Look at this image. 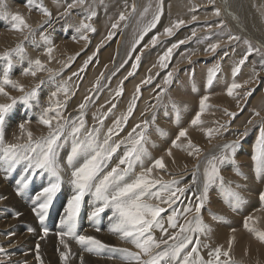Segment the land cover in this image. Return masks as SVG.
<instances>
[{"label": "rangeland", "instance_id": "obj_1", "mask_svg": "<svg viewBox=\"0 0 264 264\" xmlns=\"http://www.w3.org/2000/svg\"><path fill=\"white\" fill-rule=\"evenodd\" d=\"M7 1L0 0V5L3 6L0 10V57H3L5 52L22 45L24 49L23 59L13 54L10 77L23 85L25 92L30 91L37 85H39V90L37 98L31 101L30 106L18 102L8 118L6 117V121H8L7 125H4L3 130L5 144H23L27 142L26 134H22L19 128L22 123L25 124L27 130L32 132L33 139L47 136L49 130L46 126L38 123L39 116L36 115V111L39 108L49 107L56 100H60L65 104L61 111L63 116L69 121V128L65 132L67 133L70 130L71 122L80 115V110L77 109V111L73 112L74 116H71L69 106H67L73 99L75 102V93H81L82 95V97H78L80 100L75 106L79 108L81 103H86L87 105L84 109V119L88 129L93 128L92 126H87V121L90 117L88 108L92 106L99 107V104L102 107L110 106L112 110L116 111L115 113L106 114L107 118L104 119V122L108 119V124L101 129V139H103V134L107 131L105 128L112 127L116 118L127 114L128 107L135 98L134 111L127 123L122 125L123 130L119 132V136H114L113 139L125 140L128 133L137 124H140L143 128V122L148 121L146 129L148 142L145 144L147 151L157 149V153H166V159H164L166 169H154L153 178L171 181L176 176V173L181 174L182 171L180 170L186 169L196 162L194 170L196 165L199 164L200 179L202 180V173L207 160L213 155H218L220 146L224 143L238 140L239 132L236 128L248 125L247 134L249 136L246 140L247 135H245L243 142V138L239 139L240 146L235 155V165L231 163L222 165L221 175L224 177L225 182H231L232 188L234 186L237 187V185L241 188L244 203L254 202L257 209L264 208V201L260 200V193L264 192V184L260 182V179L256 178L254 162L251 158L259 131L261 127H264V112L262 113L261 109L258 108L259 102L264 99V88L260 87L263 82L262 78H264V47L255 43L245 34L239 36L241 38L239 41H229V35L238 36L239 34L226 27V22H224L226 20H224L223 15L220 14L218 17L214 15V9H219V7L214 5H217V0H213L214 3L208 5L205 4L207 0H85L83 5L77 4L71 9H68L67 6L73 3V0H34L33 5H29L28 0H11L14 3H11L12 5H8ZM257 1L242 0L241 3L246 6V9L253 12L258 22L264 24V7L259 6ZM262 1L264 2V0ZM15 4H21L19 5L21 7ZM40 4L44 7L45 4H48L52 11H61L59 9L67 8L69 19L63 20V22L58 23L59 25H54L50 28L48 22L52 17L45 16L39 10V7L34 6ZM133 6L135 11L132 10ZM145 9H147V12H145ZM91 11H95L96 15L91 20H88L87 16L90 15ZM158 11L161 12L159 22L154 28L148 30L141 39V33L150 24ZM122 12L127 18L121 21L119 16ZM12 15L22 16L30 27L23 29V31H15L12 28ZM193 16L196 17L195 20H193ZM250 19L252 22V17ZM179 20H183L184 24L174 29L171 36L164 33L166 27H170ZM220 20L223 21L222 27H218ZM81 21L89 23L95 28L94 32L84 33L88 37L87 40H81L79 38L81 33L76 31ZM242 21L244 22V20ZM114 23H118L117 28H112ZM225 27L228 32H225L227 34L223 38L220 34H222ZM185 30L190 33L189 36L175 40ZM194 31L196 33L195 36L192 35ZM110 32L113 33L112 38L107 39ZM262 34L264 36V33ZM42 36H47L51 40V45H46ZM153 36L158 37V42L155 46L150 43ZM245 40L250 41L253 48H258L259 51H253L245 63L240 65V71L237 75L233 77V68L247 54ZM180 41H184V43L179 44ZM216 43L219 44V47L215 52L205 51L210 44ZM173 44H179V46L173 50L168 67L161 68L159 57ZM49 46L54 49L51 53V59L46 53V48ZM137 56L140 57L139 61L136 60ZM89 57H92V59L87 67H84V62ZM37 58L44 64L45 71L38 72L34 79L31 75H23V70L28 67L29 61ZM133 64L137 65L135 69ZM7 66L8 61L0 59V75H2ZM217 66L219 67L213 83L208 86L209 72L212 69H216ZM81 68H84V70L80 71ZM130 72L132 75H129ZM168 72H173L172 83L165 86L163 80ZM74 73L79 74L73 75ZM149 78H151L150 83H143ZM65 82L69 89L68 98L66 99L63 93H59L57 97L50 99L51 93L55 92ZM97 82L99 83L97 84ZM233 82L240 84L241 87L234 90L233 96H229L227 95V89ZM157 85L160 87L158 88ZM137 86L140 88L139 92L136 91ZM161 88H166L167 90L160 94ZM121 89V94L117 95V92ZM6 91L13 97H19L24 94L10 87L6 88ZM246 93L250 94L245 95ZM158 94H160L159 99H157ZM205 95L209 99L206 101L207 108L201 116L203 124L192 126L191 121L195 118L197 112L200 111V100ZM86 97H90V99L86 101ZM9 102L6 97L0 96V103ZM112 105H115V107L113 108ZM155 105L156 107H154ZM177 108L179 109L178 119ZM257 112L259 113L258 116L255 115ZM229 113H235V116H231ZM250 120L252 121L251 124H249ZM13 125H17L20 133H15ZM94 127H100V125ZM209 128L218 130L219 134H214L209 139L205 134V130ZM181 129H187L188 139L191 140L193 145L200 148L201 151L198 156L188 155L187 140L184 138L178 141L184 150L172 147V141L175 140ZM161 132L165 133V135H161ZM228 133H231V135ZM23 136L26 138H21ZM169 149H171L172 153L183 154L171 158V156L167 155ZM123 151L122 147L117 155L114 156V160L117 156L122 155ZM245 151L249 152L245 153ZM149 156H151V153H149ZM149 156L144 159V168L152 166V162L148 163ZM242 162L247 164L242 167ZM112 165L114 166L113 162ZM7 166L8 164L0 159V182L6 187L11 183L18 185V182L22 181L26 174L24 172L25 164L21 163L5 171L4 169ZM245 167L250 170V174L248 172L245 173ZM139 170L141 172L142 168L140 167ZM236 170L242 175H237ZM135 171L137 172L138 170L135 169ZM166 175L169 176L167 177ZM244 175L251 177L252 185L243 178ZM179 179L176 178V180ZM41 188L33 192L30 197L31 201L36 202V192ZM212 188L221 191L217 185H213ZM247 188H251V191L248 192ZM190 193H198V191L191 190ZM66 195L69 199L70 193ZM212 195L213 193L209 194V198H212ZM15 197L25 206L26 201L21 199L20 194L18 195L15 192ZM216 197L221 199V203L227 204L224 201L222 191L219 192L218 196L216 194ZM0 199H2L1 194ZM33 206H36V204ZM161 206L167 207L166 205ZM208 212L212 213L213 211L209 209ZM166 213H163L162 216ZM0 214L8 215L4 214L2 209H0ZM13 215L9 214L11 217ZM259 223L261 222L257 221V228H254L264 231V224ZM28 225L30 224L28 223ZM11 231L18 233L27 230L20 225V227H11ZM27 232L33 234L29 231ZM156 233L158 235V229L154 234ZM2 234L5 235L6 232ZM163 239H167V237ZM121 244L125 248L132 249V245L127 242H122ZM191 247L192 245H189L188 250ZM24 251L17 254H22ZM88 254L95 255L90 252ZM246 254L247 256L249 255L248 253ZM200 255L203 254L200 252ZM206 259H208V255H206ZM221 259L223 260V257ZM262 260L248 258V260H242L240 263L237 262V264H264Z\"/></svg>", "mask_w": 264, "mask_h": 264}, {"label": "snow or ice", "instance_id": "obj_2", "mask_svg": "<svg viewBox=\"0 0 264 264\" xmlns=\"http://www.w3.org/2000/svg\"><path fill=\"white\" fill-rule=\"evenodd\" d=\"M28 3L29 5H33L34 0H28ZM84 3L85 0H73V3L68 4L67 8L71 9L77 4L83 5ZM34 6L39 7V10L45 16H51V13L42 4ZM132 10L135 11L134 6ZM145 12H147V9H145ZM65 14H67V10ZM95 15L96 12L91 11L87 19L91 20ZM160 15L161 12L158 11L150 24L141 33V39L148 30L156 26L160 20ZM214 15L217 17L220 16V10L218 8L215 10ZM126 18L123 12L119 16V20L121 21ZM195 19L196 17L193 16V20ZM11 20L13 21L12 28L16 31H23V29L30 27L20 15H12ZM182 24H184L183 20L176 21L170 27H166L164 33L171 36L173 30L179 28ZM222 26L223 21L220 22L218 27ZM117 27L118 23L112 24V28ZM76 31L81 33L79 37L81 40H87L88 37L84 33L94 32L95 28L91 24L81 21ZM112 35L113 33L110 32L107 39H111ZM192 35H196L195 31ZM42 39L46 45H51V40L47 36H42ZM240 39L239 36H228L229 41H239ZM157 42L158 37L153 36L150 43L155 46ZM183 43L184 41L179 42V44ZM244 43L247 45V54L233 68V77L240 71V65L245 63L248 56L253 51H259L258 48H253L250 41L245 40ZM179 44H173L159 57V65L161 68L168 67L173 50ZM218 47V43L210 44L205 51L215 52ZM53 50L50 46L46 48V53L50 59ZM13 54L23 59V46L18 45L15 49L5 52L3 57H0V59L8 61V67L0 75V96H4L10 101L9 103H0V159L7 163L9 168H13L21 163L25 164L24 172L27 175L22 181L18 182V195L32 183L37 175L47 178L46 185L36 193L35 201L37 203L33 208L41 225H43L45 218L49 214L50 207H52L54 200L61 192L64 184L62 176L64 168L59 161V149L63 146L62 140L64 143H67L68 138H71V149L65 161L67 167L71 169V179L68 181L71 186V195L67 200L65 213L60 221L62 230L57 233L60 237V243L67 249V251L61 252L60 254V258L64 264H67L70 255V249L65 242V238L74 239L90 253L99 254L105 249L119 252L123 264H231L230 259H221V257L230 256L229 251H223L221 247L210 250L207 254V260L200 255L199 249L201 247H209L207 244L202 243L200 236L207 235L211 232V228L203 222L201 209L208 202L209 191L213 185H217L221 189L225 203L233 210L238 209L245 202L241 193L231 187L230 181L225 182L224 177L221 175L222 165L228 163L235 165V155L240 146L239 140H232L221 145L219 154L213 155L207 160L202 173V180L200 179V166L197 164L192 174L191 184L186 186H181V182L176 179L163 181L162 179L153 178L152 173L154 169H166L163 157L155 159L151 167L144 168V159L149 156L147 148L145 147V144L148 142L146 135L148 121L143 122V128L140 124H137L128 133L125 140L113 139L114 136H119V132L123 130L122 125L127 123L134 111L135 98L129 105L127 114L116 118L113 121V126L107 128V131L103 134V139H101V129L107 115L104 114L101 117H94L100 127L88 129L84 119L86 103L79 105L80 115L76 120L71 122L70 130L67 131V136H65L66 129L69 128V121L63 116L61 111L65 104L60 100H56L54 104H50L49 107L44 108L38 117V123L46 126L49 130L47 136L33 139L32 132L27 130L25 124L22 123L19 125V128L22 134H26L27 142L23 144H5L3 130L6 117L9 116L18 102L30 106L31 101L37 98L39 90V85H37L30 91L25 92L23 85L11 79L10 70ZM91 59L92 57H89L84 62V67H87ZM139 59L140 57L137 56L136 60L139 61ZM136 67L137 65L133 64V68L135 69ZM218 67L210 70L207 80L208 86L212 85ZM83 70L84 68H81L80 71ZM41 71H45V66L37 58L29 61L28 67L23 70V75L35 77ZM78 74L74 73L73 75ZM129 75H132V73L130 72ZM172 77L173 72H168L164 77L163 84L165 86L170 85L172 83ZM150 82L151 78L143 81V83ZM8 87L24 94L19 97L10 96L9 92L6 91ZM157 87L159 88L160 86L157 85ZM240 87V84L233 82L227 89V95L233 96L234 90ZM166 90V88H161L160 94H163ZM136 91H140L139 86H137ZM121 92L122 89L117 92V95H120ZM59 93H63L65 98H68L69 89L66 82L60 85L55 92L51 93L50 99L57 97ZM160 94H158L157 99H159ZM249 94L246 93L245 95ZM88 99L90 97L85 98L86 101ZM208 99L209 97L207 95L201 98L200 111L192 119V126H200L203 124L201 116L207 108L206 101ZM112 107L114 108L115 105H112ZM174 107L176 106L174 105ZM176 110L178 119L179 109L177 108ZM110 111L111 109H109ZM229 115L235 116V113H229ZM255 115L258 116L259 113L257 112ZM251 123L252 121L250 120L249 124ZM205 134L211 139L214 134L219 133L218 130L209 128L205 130ZM246 134L245 132L241 135ZM161 135H165V133L161 132ZM182 138L187 140L186 148L188 155L198 156L201 150L188 139L187 129L180 130L175 140L172 141V147L184 150L182 145L178 143ZM122 147L124 151L122 155H119L118 163L108 170L113 157L117 155ZM167 155H172L171 149L168 150ZM251 158L254 162L256 178L264 179V127H261L259 131ZM81 159L82 162H80ZM137 165H140L142 168L139 174L135 171ZM236 173L237 175H242L238 170H236ZM197 184L201 185L198 193H192L191 196L187 195L191 192L192 185ZM237 187L239 186L237 185ZM87 196L92 198V210L89 219L95 221L106 210H111V217L109 219L112 221V224L109 231L118 235L121 240L131 244L135 251L129 248H110V246L92 236L78 234L77 222L82 205L85 202V197ZM181 197L187 199L189 203L183 204ZM260 200L264 201V192L260 193ZM178 203L183 204V207H174ZM161 205H166L167 207H162ZM169 209H171V212L167 215L165 221L162 214L168 212ZM193 212L195 215L189 218V214ZM213 218L217 220L222 219V217L215 215ZM181 220L184 222L181 223ZM252 220V216L247 217L244 227L253 233L256 239L264 243V231L250 226L249 221ZM165 223L167 227H165ZM157 229L167 239L158 240L154 235ZM169 229L175 231L169 233ZM96 230L100 231L98 227ZM29 231H33V229H29ZM43 232L46 237L48 235V228L44 227ZM41 238L43 239L44 237ZM169 241H172V243H169ZM231 244L232 241L230 240L229 249L231 248ZM189 245H192L190 250H188ZM37 248H39L38 245ZM0 251H3V249H0Z\"/></svg>", "mask_w": 264, "mask_h": 264}, {"label": "bare ground", "instance_id": "obj_3", "mask_svg": "<svg viewBox=\"0 0 264 264\" xmlns=\"http://www.w3.org/2000/svg\"><path fill=\"white\" fill-rule=\"evenodd\" d=\"M241 1L242 0H217V5L216 4L214 5L219 7L220 14L223 15L224 20H226L224 21L226 22L225 24L226 27H229L234 33L237 32V34H239L238 36H242L245 34L246 36L250 37L255 43L259 44L261 47H264V36L262 34L264 33V24L258 22L255 19V15L253 14V12L249 9H246V6L243 5ZM11 3H13L11 0L7 1L8 5H12ZM211 3H214L213 0L205 1L206 5ZM257 4L261 7H264V2L262 0H258ZM15 5L21 7L19 6L21 4L19 5L15 4ZM2 8L3 6L0 5V10ZM45 8H47L48 11L51 13L52 18L48 22V26H50V28L53 27L54 25H59L58 23L63 22V20L69 19L68 13L65 14L67 8L59 9L61 11H52V9L48 6V4H45ZM216 9L217 8H215L214 10ZM250 17H252L253 20L252 22L251 19L249 20ZM242 20H244V22ZM48 26L46 27L48 28ZM226 27L223 29L222 34H220L221 37L223 38H225L224 35L227 34L225 32H228ZM189 34L190 33L188 32V30L187 31L185 30L180 35H178L175 38V40L180 37L189 36ZM34 78L35 77H33V79ZM262 80L263 82L262 84H260L261 85L260 87L264 88V78H262ZM75 94H76L75 102L73 99L72 101H70V103L67 104V106H69L70 109L69 111L71 116H74L73 112L79 109L77 106H75L80 100L78 99V97L79 96L82 97L81 93H75ZM98 106L99 107H94V106L90 108H88L89 106L87 107L89 116L91 117V119L90 117L88 118L87 126L94 127L98 125L94 117H101L103 116V114H110L116 112L114 109L112 110L110 106L102 107L99 104ZM154 107H156V105ZM258 108L261 109L262 113L264 112V99L263 101L259 102ZM109 109H111L110 112ZM42 110H43L42 108H39L36 111V115L39 116ZM7 121L5 122L6 123L5 125H7ZM107 124H108V119L103 123V127H105ZM13 127L15 133L16 132L20 133L17 129V125H13ZM105 129H107V127ZM236 129L239 132L238 140L243 138L242 140L243 142L245 135H241V134L245 132L247 133L248 125L247 126L243 125L242 127ZM231 133L228 134L231 135ZM246 135L247 136L245 139L247 140L249 134ZM65 136H67V133H65ZM21 138H26V137L23 136ZM225 139L227 140V138ZM214 143L212 144L214 145ZM62 144L63 146L59 149V161L64 168L62 172L64 184L62 186L61 192L54 200L52 207H50L49 214L45 218L43 225H41V222L39 221L35 212L33 211V208L35 207L33 205H35L37 202L31 201L30 197L34 191L46 185L47 178L44 176L37 175L33 179L32 183L26 189L23 190V192L20 194V197L21 199L26 201L25 206L22 205L21 201L17 200V198L15 197V192H17L18 185L11 183L6 187L0 182V194L2 195V199H0V209H2V212L4 214H8L7 216L0 214V249H3V251H0V264H64V262L60 258V254L61 252L67 251V249H65L64 245L60 243V237L57 235V233L62 230L60 221L65 213V208L68 200L66 194L70 193L71 195V186L68 183V181L71 179V169L68 168L65 163L66 157L71 149V138H68L67 143H64L62 140ZM247 152L249 151H245V153ZM148 153H151V156H149L148 159V163L153 162L159 156L166 159L165 158L166 153H157V149H154L153 151H149ZM182 154L172 153L171 158L181 156ZM117 159L118 156L115 158V160L113 157L108 170H110V168L113 167L112 162L114 166L116 165V163H118ZM80 162H82V159ZM195 163H193L190 167H187L186 169L184 168L183 170H180L182 171V173L181 174L176 173L175 174L176 176L173 177L172 179L180 178L179 180L181 182V186L190 185ZM246 164L247 163H243L242 167L245 166ZM139 168L140 166L137 165L136 167V170H138L136 172L137 174L140 173ZM8 169H10L9 166L5 167L4 170L6 171ZM244 171L245 173L248 172L250 174V170H248L246 167L244 168ZM26 175L27 174L24 175V178ZM166 176L168 177L169 175ZM243 178L245 180H248V183L250 185L253 184V181L250 180L251 177H247L246 175H244ZM260 182L264 184V179H260ZM200 187H201L200 184L192 185L191 190L199 191ZM234 189L241 193V188L234 186ZM210 190L211 191L209 194L213 193L212 198L210 197L211 199L209 198L208 202L201 209V216L203 218V222L211 228V232L208 233L207 235L200 236L202 243L207 244L209 247H207V249L204 247H201L199 249V251L203 254L201 256H203L204 259L207 260L206 255L210 250L215 249L216 247H221L223 251H229L230 256L223 257V260L230 259L232 262L231 264H237V262L240 263L242 260H248V258L257 259V260L263 259L262 261H264V243L256 239L253 233L249 232L244 227L245 219L249 216L253 217V220L249 221L250 226L257 228V221L261 222L259 224H264V208L257 209L254 202H248V203H243V205H241L238 209L233 210L227 204L221 203V199H218L219 197L218 198L216 197V194L218 196L219 192H221L220 190L217 191V189L215 188H211ZM246 190L250 192L251 188H247ZM187 195L191 196L192 193L189 192ZM181 200L183 201V204L189 203V201L184 197H181ZM91 201L92 198L90 196L85 197V202L82 205L80 216L77 222L78 234L92 236L97 240H100L102 243L110 246V248H114V249L125 248L121 244L122 242L125 241L121 240L118 235L113 234L109 231V228L112 224V221L109 219V217H111V210H106L105 213L101 214V216L95 221L89 219V215L92 210ZM214 201H218V202H214ZM183 204L178 203L174 207L182 208ZM209 209L212 210L214 213L208 212ZM170 212L171 209H169L168 212L163 216L165 221L167 215L170 214ZM9 214H14V215L11 217L9 216ZM193 214L195 215V213H191L189 214V216ZM215 214H217L219 217H222V219L220 220L214 219L213 216ZM86 220L87 222L85 223ZM180 222L183 223L184 221L181 220ZM23 223L30 224L31 226L30 228L33 229L32 231L33 234H29L27 231L18 232V233L12 231L10 232L11 227L13 226L20 227V225H23ZM38 223L42 226V228L46 227L49 229L50 233L46 237L44 236V233L41 232L40 229L36 227L38 226ZM97 227L100 229V231L96 230ZM165 227H167L166 223H165ZM173 231L175 230L169 229V233H172ZM3 232H6V234L3 235L2 234ZM154 235L158 240L166 238V236L164 237L162 236L160 231L158 235L157 233ZM41 237L44 238L42 239ZM230 240L232 241V244H231V248L229 249ZM65 242L68 244L70 249V255L67 264H123V261L120 259L121 254L119 252H113L110 251L109 249H105L101 253L99 254L94 253L95 255H93V254H88V251H86L74 239L65 238ZM169 243H172V241H169ZM37 245L39 246V248H37ZM23 250H25L24 253L17 254ZM131 250L135 251L133 246ZM246 253H248L249 255L247 256ZM37 257H39V259H37Z\"/></svg>", "mask_w": 264, "mask_h": 264}]
</instances>
